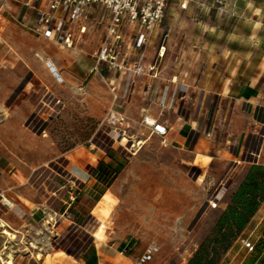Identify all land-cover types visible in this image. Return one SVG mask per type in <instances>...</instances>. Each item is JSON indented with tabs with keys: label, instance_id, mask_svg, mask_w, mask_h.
Returning a JSON list of instances; mask_svg holds the SVG:
<instances>
[{
	"label": "rangeland",
	"instance_id": "obj_1",
	"mask_svg": "<svg viewBox=\"0 0 264 264\" xmlns=\"http://www.w3.org/2000/svg\"><path fill=\"white\" fill-rule=\"evenodd\" d=\"M193 1L199 3V8L174 23L168 53L173 61L179 52L201 40L197 34L202 30L220 29L230 33L228 38L208 37L206 42L225 43L231 49L257 46L264 50V0H190V3ZM3 46L11 52L17 47L26 53L37 43L14 32L5 35L0 23V48ZM1 61L0 168L18 179L13 173L20 176L16 170L22 167L15 163L54 159L52 168L65 176L68 189L65 192L71 196L65 205L71 203L72 218L86 224L92 235L96 227L101 240L114 243L131 240L141 248L153 247L156 258L161 259L158 264H186L227 205L249 165L239 164L231 171V166L224 168L218 158L210 164L211 158L203 151L170 148L155 132L138 123L128 126L123 121L118 123L117 132L114 129L110 132L106 117L102 120L94 115L107 113V106L92 109L87 96L92 93L102 96V87L87 91L80 84L70 88L66 86L70 81L60 82L51 73L55 84L46 95L36 78L28 79L24 74L17 83L23 71L5 72L6 62ZM172 66L168 65V72H174ZM133 80L137 83L142 80L140 87L144 84L140 76H134ZM119 82L121 79L117 77L116 87ZM190 91L192 97L194 93ZM51 92L53 97L48 100ZM186 98L178 102L186 103ZM29 112L24 120L23 114ZM38 126L41 127L37 129ZM18 127L30 131L24 133ZM43 130L46 132L42 134ZM84 161L95 164L94 168L100 172L90 179L78 180L71 173ZM60 179L61 176L55 179L56 188L57 183H62ZM213 201L218 203L215 208L211 207ZM242 239L251 241L254 248L242 246ZM260 239L256 231L244 229L218 264H258L254 261L264 248L258 242ZM47 241L37 248L39 262L60 264L65 257L59 251L62 245H53L56 241L52 234ZM1 263L4 262L0 260Z\"/></svg>",
	"mask_w": 264,
	"mask_h": 264
},
{
	"label": "crops",
	"instance_id": "obj_2",
	"mask_svg": "<svg viewBox=\"0 0 264 264\" xmlns=\"http://www.w3.org/2000/svg\"><path fill=\"white\" fill-rule=\"evenodd\" d=\"M47 2L48 0H35L36 5ZM183 2L187 4L185 7L180 6ZM197 4L199 3H190V0H170L163 22L154 33L145 53L146 62H149L156 51L163 28L168 26V39L160 63L159 77L162 83L169 86V95L179 93L175 110L168 106L160 107L150 99L143 101L144 84L140 87L142 80L135 82L125 108L115 104L113 94L110 97V85L115 86L114 81L119 75L105 67L94 70V61L89 57L97 48L104 28L93 21L88 22L84 34H79L77 29H73L74 44L73 47L67 48L31 31L34 9L26 8L21 3L2 0L0 23L5 35L14 32L21 37L27 36L36 42L37 46L27 49L26 53L17 47L12 48L13 53L3 46L0 48V59L6 62L3 63L5 72L23 71L17 83L24 74L28 79L36 78L38 84L41 83L44 87L46 95L55 84L46 61L56 67L55 70L61 77L60 82L70 81L66 85L70 88L80 84L81 89L87 91L102 87V96L96 93L87 96L88 101L92 103V109L97 108L96 106L104 109L107 106V113L99 115L96 112L94 115L102 120L106 117L110 132L112 129H118V120L124 117L128 126L138 123L140 127L150 129L154 133L152 125L148 123L152 120L153 124L165 130L164 135L154 134L170 148L193 153L203 151L211 158L210 164L218 158L224 168L230 165L231 171L239 164L242 167L258 163L264 165V50H259L257 46L231 49L225 43L206 42L208 37L228 38L230 33L220 29L202 30L197 34L200 41L195 40L190 47L179 52L174 61L168 57L174 23L186 18L190 11L198 7ZM168 65H173L171 68L174 72L167 71ZM117 86V94H120L122 82ZM188 89L191 90L190 94L194 93L192 97L189 96ZM184 91L186 95L183 94ZM50 97L53 95L49 96L48 100ZM185 97L186 103L178 102ZM30 112L23 114L24 120ZM17 129L24 133L28 130L27 127ZM44 132L46 131L43 130L42 134ZM53 162L56 161L44 159L37 163L25 160L15 163L22 167L16 170L22 179L17 172L13 175L18 179H14L0 168L1 262L8 264L11 257V264H44V261L39 262L37 248L40 244H46L49 234H52L56 241L53 245H62L59 251L65 253L60 264H142L140 257L149 245L141 248V245L135 246L131 240L121 243L101 240L97 233L98 228L95 227L92 235L86 229V224L76 222L72 218L74 212L71 203L65 205L67 199L71 198L70 192H65V189L68 190L65 188V176L52 168ZM9 165L13 166L12 163ZM77 166L78 169L72 170L71 174L78 180L90 179L98 173L93 163L84 161L79 162ZM59 176L62 183L56 182L59 186L56 188L54 182ZM221 192L222 189L219 190L218 196ZM1 196L11 202L10 207L3 205ZM3 229L10 231L12 236L5 235ZM245 229L256 231L258 239H263V242L262 239L258 240L259 244L264 246V200ZM13 246L16 251L12 250ZM51 255H54V252ZM160 261L154 253L144 264H158ZM254 262H264V248Z\"/></svg>",
	"mask_w": 264,
	"mask_h": 264
},
{
	"label": "built area",
	"instance_id": "obj_3",
	"mask_svg": "<svg viewBox=\"0 0 264 264\" xmlns=\"http://www.w3.org/2000/svg\"><path fill=\"white\" fill-rule=\"evenodd\" d=\"M8 1L34 9L31 31L67 48L73 47L74 28L79 34H84L88 22L103 25L97 48L89 57L94 61V70L105 67L119 75L121 93L117 94L116 87L110 85L115 104L125 108L135 86L133 77L140 76L144 81L143 101L150 99L160 107L174 109L179 93L169 95V86L162 83L159 77L168 39V26L163 28L156 51L149 62H146L145 55L154 33L163 22L170 0H48L39 5L35 4V0ZM181 6L185 7L184 4ZM124 120L121 117L118 123L122 124ZM152 127L155 133L165 134L160 126L153 124ZM1 198L4 206H11L8 199ZM217 204L213 201L211 207L215 208ZM241 242L249 250L253 249L250 241L242 239ZM154 253L153 247L146 248L140 263L149 261Z\"/></svg>",
	"mask_w": 264,
	"mask_h": 264
},
{
	"label": "trees",
	"instance_id": "obj_4",
	"mask_svg": "<svg viewBox=\"0 0 264 264\" xmlns=\"http://www.w3.org/2000/svg\"><path fill=\"white\" fill-rule=\"evenodd\" d=\"M263 200L264 165L251 164L209 233L186 264H218L233 241L246 228Z\"/></svg>",
	"mask_w": 264,
	"mask_h": 264
},
{
	"label": "bare ground",
	"instance_id": "obj_5",
	"mask_svg": "<svg viewBox=\"0 0 264 264\" xmlns=\"http://www.w3.org/2000/svg\"><path fill=\"white\" fill-rule=\"evenodd\" d=\"M46 65L48 66L49 70L53 73V75L57 78L58 81H61V77L59 76V74L57 73V71L55 70L54 66L50 63V61L46 62ZM149 124L153 125V121H149ZM5 235L7 236H12V233L10 231H8L7 229H3L2 231ZM2 261V260H1Z\"/></svg>",
	"mask_w": 264,
	"mask_h": 264
}]
</instances>
